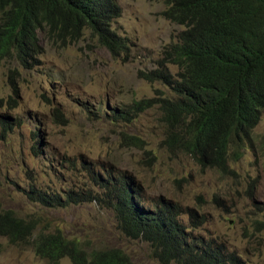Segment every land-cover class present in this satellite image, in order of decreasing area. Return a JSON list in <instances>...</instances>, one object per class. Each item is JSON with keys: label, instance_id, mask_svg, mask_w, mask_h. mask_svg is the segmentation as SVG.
<instances>
[{"label": "rangeland", "instance_id": "obj_1", "mask_svg": "<svg viewBox=\"0 0 264 264\" xmlns=\"http://www.w3.org/2000/svg\"><path fill=\"white\" fill-rule=\"evenodd\" d=\"M116 1L121 15L112 27L130 38L127 59L113 58L86 33L65 47L41 40L43 52L28 68L0 59V210L36 219L32 238L41 229L60 230L85 251L119 247L135 264H161L148 243L117 229L107 206L105 174L131 175L147 204L158 196L172 202L192 236L221 242L246 264H264V111L240 157L228 159L232 172L225 173L170 154L161 143L165 126L156 105L136 111L130 121L112 120L107 114L115 106L170 94L139 72L155 69L163 48L183 29L161 15V1ZM32 132L39 153L32 150ZM32 188L61 196L82 191L97 199L45 206L29 197ZM0 264L72 262L40 257L35 244H12L0 233Z\"/></svg>", "mask_w": 264, "mask_h": 264}, {"label": "trees", "instance_id": "obj_2", "mask_svg": "<svg viewBox=\"0 0 264 264\" xmlns=\"http://www.w3.org/2000/svg\"><path fill=\"white\" fill-rule=\"evenodd\" d=\"M156 1L164 4L161 15L183 29L163 48L157 67L139 74L149 82L158 81L170 94L115 106L107 115L130 121L136 111L156 105L165 126L161 143L170 154L188 155L201 168L232 172L228 159L240 157L264 110V0ZM120 15L116 0H0V59L28 68L43 52L41 40L65 47L85 33L113 58L127 59L130 38L112 27ZM5 126L11 128L4 124V130ZM32 136L36 138L32 150L39 153L37 136ZM110 179L111 188L106 189L117 229L148 243L161 264H246L221 242L202 241L188 233L170 204L156 202L145 210L139 205L147 201L143 188L132 176ZM29 192L45 206L94 199L82 192L68 191L64 196L34 188ZM37 225L36 219L12 209L0 210V233L12 244H35L40 257L67 256L72 264H135L119 247L85 251L60 230L41 229L32 238Z\"/></svg>", "mask_w": 264, "mask_h": 264}, {"label": "clouds", "instance_id": "obj_3", "mask_svg": "<svg viewBox=\"0 0 264 264\" xmlns=\"http://www.w3.org/2000/svg\"><path fill=\"white\" fill-rule=\"evenodd\" d=\"M264 111V110H263ZM263 111H261V114H262V112ZM260 118H261V116H260ZM260 121V120H259ZM258 124V123H257ZM256 124V125H257ZM255 125V126H256ZM254 126V127H255ZM33 133H35V132H32L31 134L33 135ZM36 134V133H35ZM251 135H252V133H251ZM37 136V135H36ZM251 141V138H250V140L249 141H247V142H245L244 143V145L242 146V149L244 148V146L247 144V143H249ZM37 144H39V140H38V143ZM41 149V148H40ZM108 178H107V181L104 183V188L106 189V188H108V189H110L111 187L108 185V182L109 181H111V179L110 178H115V177H113L112 175H110V174H105ZM128 176V175H127ZM131 176V175H130ZM118 177H122V176H118ZM117 177V178H118ZM133 177V176H132ZM115 180V179H114ZM141 186V185H140ZM107 190V189H106ZM78 191H72V193H77ZM80 192H82V191H80ZM82 195H84V196H91V195H85V194H83L82 193ZM92 197H94V199H97V197H95V196H92ZM144 198V197H143ZM146 199V198H145ZM92 200V199H91ZM90 200V201H91ZM113 202V200L111 199V194H110V198H109V200H108V202H107V206L109 207V208H111L112 209V207H111V203ZM147 202V201H146ZM156 202H163L164 204H170L171 206H173V207H175V209L177 210V208H176V206H174L173 204H172V202H170V201H167V200H165L164 198H162L161 196H158L157 198H156V200L153 202V203H151L150 205L149 204H145V203H143V204H145V207H146V209L145 210H148L149 208L150 209H152L153 207H154V205L156 204ZM148 203V202H147ZM80 204V203H79ZM143 204H140V205H143ZM71 205V204H70ZM113 210V209H112ZM177 215H178V210H177ZM114 217H115V215H114ZM115 221H116V217H115ZM116 224H117V221H116ZM188 233H190L191 235H192V233L189 231ZM233 252V251H232ZM235 253V252H234Z\"/></svg>", "mask_w": 264, "mask_h": 264}, {"label": "water", "instance_id": "obj_4", "mask_svg": "<svg viewBox=\"0 0 264 264\" xmlns=\"http://www.w3.org/2000/svg\"><path fill=\"white\" fill-rule=\"evenodd\" d=\"M135 180V179H134ZM136 181V180H135ZM137 182V181H136ZM138 183V182H137ZM138 185H140V184H138ZM145 204L147 205V202H145Z\"/></svg>", "mask_w": 264, "mask_h": 264}]
</instances>
